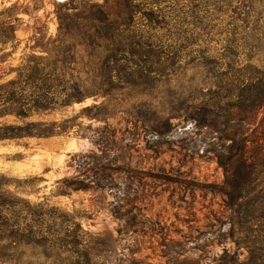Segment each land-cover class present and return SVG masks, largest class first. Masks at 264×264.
Returning a JSON list of instances; mask_svg holds the SVG:
<instances>
[{
  "label": "rangeland",
  "instance_id": "rangeland-1",
  "mask_svg": "<svg viewBox=\"0 0 264 264\" xmlns=\"http://www.w3.org/2000/svg\"><path fill=\"white\" fill-rule=\"evenodd\" d=\"M117 1L0 0V13L17 20L5 66L23 67L38 40L50 41L51 52L74 54L83 98L25 121L74 119L69 133L0 140V264H264V154L258 190L232 211L215 156L224 143L191 119L192 103L219 91L215 74L233 79L246 55L264 54V1L130 0L112 18L125 22L112 39L94 42L95 11ZM60 18L79 25L59 37ZM102 67L121 79L95 96ZM96 146L113 152L114 174L93 169ZM126 191L137 209L125 206ZM129 209L142 223L135 234L115 215Z\"/></svg>",
  "mask_w": 264,
  "mask_h": 264
},
{
  "label": "trees",
  "instance_id": "trees-1",
  "mask_svg": "<svg viewBox=\"0 0 264 264\" xmlns=\"http://www.w3.org/2000/svg\"><path fill=\"white\" fill-rule=\"evenodd\" d=\"M129 4L130 0L117 1L116 8H99L95 11L97 18L96 22H93L91 32L94 42L112 39L113 30L125 23H117L118 20L112 18L123 8H129ZM95 13H93L94 17ZM15 21L17 20H13L11 16L0 13V118L14 116L23 123L21 125H0V140L48 138L69 133L74 127V119H67L61 123H25V121L31 118L34 113L54 112L73 106L74 101L83 99L81 98L82 87H74V83L71 81L74 79V68H71V63H74V54L69 50L61 52L57 48L51 52L49 50L50 41L44 43L41 39L30 48L33 53L27 56L26 65L18 68L12 65L5 66L16 49L14 43L18 41ZM59 21V37L70 35L79 25L74 24V21H66L61 18ZM9 44H13L12 52H8L6 48ZM37 51L47 52L49 55H38ZM237 56L241 57V55L233 53L228 58L232 59ZM245 57L247 64L243 67L244 69L240 67L234 71L233 79L224 81L229 78L228 72L215 74L213 80H215L214 83L218 86L219 91L208 97L205 95L202 99L198 98L191 105V109H193L191 117H195L191 119L199 126L216 133L219 140L224 143L222 145L224 149L217 151L215 156L226 179L221 193L229 199L227 208L232 211L239 208L240 201L249 198L258 190L259 166L264 154V54L261 52L250 53ZM114 59L117 57L114 56ZM122 60L127 59L123 58ZM254 60H256V65H253ZM205 67L221 70L224 63H215L209 60ZM121 71L105 67L93 71V95L104 94L106 87L114 84L116 79H121L118 76ZM127 71L129 69H125V73ZM209 72L210 70L207 73ZM12 74H16V77L8 79ZM216 79H219V82H216ZM255 127L260 128L261 132L253 131V134L255 132L256 134L249 135L250 130ZM93 142L95 145L100 144L99 140L94 139ZM96 147L101 154L94 155L93 169L98 170L99 174L109 170L112 172V166L116 165L113 152L102 146ZM254 148L255 150L252 151ZM126 169L132 170L130 167H126ZM133 195L135 194L126 191L123 201H125L126 207L137 209L134 206L137 202ZM250 200L254 207L253 202L257 201L258 197ZM134 211L129 209L123 214L118 212L115 215L117 220L125 223L127 232L135 234V230L142 223L132 215ZM256 212L255 210L248 215V221L257 220ZM175 254L180 255L181 253L175 252Z\"/></svg>",
  "mask_w": 264,
  "mask_h": 264
}]
</instances>
